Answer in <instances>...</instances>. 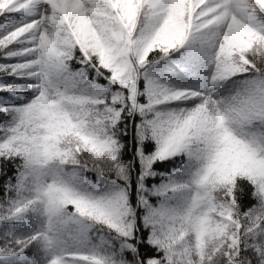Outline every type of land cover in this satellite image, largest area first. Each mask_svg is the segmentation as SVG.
<instances>
[{"label": "snow or ice", "instance_id": "6c2138e0", "mask_svg": "<svg viewBox=\"0 0 264 264\" xmlns=\"http://www.w3.org/2000/svg\"><path fill=\"white\" fill-rule=\"evenodd\" d=\"M0 264H264V0H0Z\"/></svg>", "mask_w": 264, "mask_h": 264}]
</instances>
